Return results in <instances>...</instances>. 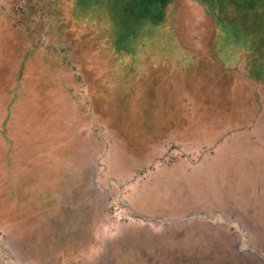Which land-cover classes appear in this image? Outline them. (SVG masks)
I'll return each instance as SVG.
<instances>
[{"label": "rangeland", "instance_id": "374dc122", "mask_svg": "<svg viewBox=\"0 0 264 264\" xmlns=\"http://www.w3.org/2000/svg\"><path fill=\"white\" fill-rule=\"evenodd\" d=\"M0 264H264V0H0Z\"/></svg>", "mask_w": 264, "mask_h": 264}]
</instances>
